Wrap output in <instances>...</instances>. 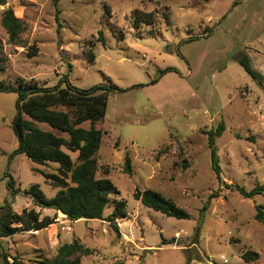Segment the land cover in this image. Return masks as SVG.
<instances>
[{
	"label": "rangeland",
	"instance_id": "1",
	"mask_svg": "<svg viewBox=\"0 0 264 264\" xmlns=\"http://www.w3.org/2000/svg\"><path fill=\"white\" fill-rule=\"evenodd\" d=\"M7 8L23 23L21 46L10 45L1 26ZM135 11L152 14L154 23L134 29ZM0 43L5 68L0 83L15 85L22 79L51 88L67 76L79 90L98 85L127 90L108 96L105 117L96 125L104 132L95 156L96 178L108 179L118 191L103 219L116 201L125 202L126 217L113 224L119 235L105 220L73 222L50 209L30 208L40 218L49 214L55 226L35 239L21 232L0 242V264H11L14 257L38 264L73 240L93 251L80 264H264V224L254 218L256 207H264V191L246 199L234 190L264 188V89L237 63L246 55L264 77V0H59L56 6L54 0H6L0 7ZM33 45L38 53L29 58ZM88 50L95 55L92 64L83 55ZM168 68L175 77L167 74L151 87ZM136 85L145 86L132 88ZM16 99V94L0 93V208L7 202L20 214L35 207L25 195L30 186H39L47 199L58 189L45 184L24 155L11 157L17 148L11 130ZM220 122L217 182L206 133ZM125 153L131 175L123 173ZM39 169L55 174L57 166ZM144 190L172 201L188 219L144 208L133 197ZM68 226L71 232L62 230ZM36 241L39 248L26 253L28 260L10 248L22 253ZM247 251L258 259L245 263L241 255Z\"/></svg>",
	"mask_w": 264,
	"mask_h": 264
},
{
	"label": "trees",
	"instance_id": "2",
	"mask_svg": "<svg viewBox=\"0 0 264 264\" xmlns=\"http://www.w3.org/2000/svg\"><path fill=\"white\" fill-rule=\"evenodd\" d=\"M59 0H54V6ZM6 4V0H0V7ZM106 15L109 11L105 8ZM56 11L55 21H58ZM154 23L152 14L135 11L132 14V27L138 29L140 25L146 26ZM1 26L4 29L8 43L13 46H21L20 35L23 33V23L14 16L13 10L7 8L1 13ZM98 40L103 42L102 31L97 33ZM120 39L121 36H119ZM38 53L34 45L28 48V57ZM2 45L0 43V72L4 71V59ZM83 55L88 63H94L95 55L91 50L84 51ZM238 65L248 77L260 88L264 89L263 75L254 70L246 55L237 58ZM175 72L168 68L160 72V76ZM152 80L150 85L156 84ZM145 85H136L132 88H143ZM127 90L119 89L113 85H98L90 90H79L71 86L68 77H63L58 85L47 88L39 87L31 82L26 83L22 79L15 85L0 83V93H13L17 95L15 102V116L11 123V130L17 141V148L11 154L24 155L31 170L44 178L45 184L53 189H58L56 195L47 199L42 194L39 186L32 185L25 195L29 197L35 207L50 209L66 215L68 221L79 220H105L111 224L116 235H119L115 227L116 218H125V202L122 200L114 203L113 211L107 219H103V211L109 203V198L118 194V191L108 179H97L98 170L96 154L100 148L104 132L96 128L106 114L107 99L112 93H123ZM87 124L88 128L83 127ZM224 131V124L220 122L213 130L206 133L207 148L211 169L217 182H221L220 168L216 155L215 139ZM75 155L73 159L72 156ZM49 164L57 166L55 174L41 173L39 168ZM183 167H186L183 165ZM123 173L131 175V160L128 153L123 159ZM107 174V169H105ZM6 188L11 196L15 195L13 183L7 173ZM228 188H232L228 186ZM234 190L242 198L250 199L264 191L257 185L253 190L246 192L239 187ZM141 206L160 213L168 218L186 220L188 215L172 201L152 190L135 191L133 194ZM206 209L203 207L202 212ZM0 238L11 237L19 232L43 230L54 224V218L43 217L33 209H24L20 214L12 211L7 202L0 208ZM263 206L256 207L255 220L264 224ZM93 251L81 245L77 240L70 244L58 247L55 256L51 259H43L38 264H80L81 257H88ZM4 261L6 260L3 258ZM241 259L250 263L258 259L254 252H244ZM7 264V263H6ZM11 264L24 263L22 259L14 257Z\"/></svg>",
	"mask_w": 264,
	"mask_h": 264
},
{
	"label": "crops",
	"instance_id": "3",
	"mask_svg": "<svg viewBox=\"0 0 264 264\" xmlns=\"http://www.w3.org/2000/svg\"><path fill=\"white\" fill-rule=\"evenodd\" d=\"M167 74L174 75V77H175V75H176L175 73H172V72H170V73H166V74H164L163 76H160V79L157 80L156 84H154V85H150V86H151V87H152V86L155 87V86L159 85V84L162 82V79H163ZM181 76L183 77L182 74H181ZM150 86H149V87H150ZM147 87H148V86H147ZM152 99H153V98H152ZM153 103L157 105L156 102H153ZM30 208H37V207H29L28 209H30ZM33 210H34V209H33ZM47 210H48V209H47ZM48 211H49V210H48ZM51 211H54V210H51ZM48 216H50V215L47 214L45 217H48ZM53 226H55V225L53 224V225H51V226H49V227H47V228H45V229H43V230H39V231H35V232L30 231V233L33 234V235H31V236H33V238L35 239V238L39 237L40 234H44V230H49V228H51V227H53ZM19 233H21V232H19ZM34 234H35V235H34ZM15 235H16V234H15ZM15 235H13V236H11V237L14 238ZM31 236H30V237H31ZM11 237L0 238V242H6L7 240H11V239H12ZM31 239H32V237H31ZM50 242H53L52 239H50ZM38 245H39V243H38L37 241H36V244L33 243V245H32V242L27 243V245L22 249V253L19 252V249H17V247H16V248H14V247H10V248H11V250H12V252H13L14 255H20L21 258H23L24 260H28V256L26 255V253H28V252H30V251H31L30 253H32V250L39 248ZM57 246H59V242H58V245H57Z\"/></svg>",
	"mask_w": 264,
	"mask_h": 264
},
{
	"label": "built area",
	"instance_id": "4",
	"mask_svg": "<svg viewBox=\"0 0 264 264\" xmlns=\"http://www.w3.org/2000/svg\"><path fill=\"white\" fill-rule=\"evenodd\" d=\"M62 230H65L66 232H71V228L68 226V227H63Z\"/></svg>",
	"mask_w": 264,
	"mask_h": 264
},
{
	"label": "water",
	"instance_id": "5",
	"mask_svg": "<svg viewBox=\"0 0 264 264\" xmlns=\"http://www.w3.org/2000/svg\"><path fill=\"white\" fill-rule=\"evenodd\" d=\"M57 214H58L59 216L63 217V218H66V215L63 214V213H61V212H57Z\"/></svg>",
	"mask_w": 264,
	"mask_h": 264
}]
</instances>
